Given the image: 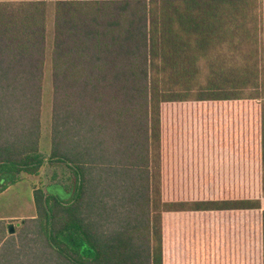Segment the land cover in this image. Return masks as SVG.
I'll return each mask as SVG.
<instances>
[{
  "label": "trees",
  "instance_id": "obj_1",
  "mask_svg": "<svg viewBox=\"0 0 264 264\" xmlns=\"http://www.w3.org/2000/svg\"><path fill=\"white\" fill-rule=\"evenodd\" d=\"M43 164L0 264H264V0H0V193Z\"/></svg>",
  "mask_w": 264,
  "mask_h": 264
},
{
  "label": "rangeland",
  "instance_id": "obj_2",
  "mask_svg": "<svg viewBox=\"0 0 264 264\" xmlns=\"http://www.w3.org/2000/svg\"><path fill=\"white\" fill-rule=\"evenodd\" d=\"M48 5V33L47 47L48 52L52 40V12L53 6ZM45 77L42 93V108H41V140L40 148L43 153H47L49 147V121H50V103H51V88H50V69L49 60L45 62ZM56 175L54 180L52 176ZM69 171L61 165L43 164L39 172L35 175L23 173L21 180L11 185L8 189L0 193V217H7V225L12 224L13 233L18 231L20 223L26 219L35 216V209L32 200V189L35 187L47 189L55 182L71 185V180L67 177ZM252 196H258L256 194ZM8 235H11L8 233Z\"/></svg>",
  "mask_w": 264,
  "mask_h": 264
},
{
  "label": "water",
  "instance_id": "obj_3",
  "mask_svg": "<svg viewBox=\"0 0 264 264\" xmlns=\"http://www.w3.org/2000/svg\"><path fill=\"white\" fill-rule=\"evenodd\" d=\"M7 230H8V233H9V234H12V233H13V227H12V224L7 225Z\"/></svg>",
  "mask_w": 264,
  "mask_h": 264
},
{
  "label": "crops",
  "instance_id": "obj_4",
  "mask_svg": "<svg viewBox=\"0 0 264 264\" xmlns=\"http://www.w3.org/2000/svg\"><path fill=\"white\" fill-rule=\"evenodd\" d=\"M9 187H10V186H9ZM9 187H8V188H9ZM8 188H7V189H8ZM4 191H5V190H4ZM0 219H7V217H0Z\"/></svg>",
  "mask_w": 264,
  "mask_h": 264
}]
</instances>
